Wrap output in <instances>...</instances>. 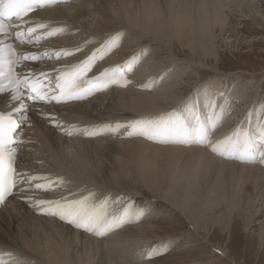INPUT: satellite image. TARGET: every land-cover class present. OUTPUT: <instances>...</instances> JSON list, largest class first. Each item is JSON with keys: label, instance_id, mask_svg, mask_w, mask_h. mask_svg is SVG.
I'll list each match as a JSON object with an SVG mask.
<instances>
[{"label": "bare ground", "instance_id": "1", "mask_svg": "<svg viewBox=\"0 0 264 264\" xmlns=\"http://www.w3.org/2000/svg\"><path fill=\"white\" fill-rule=\"evenodd\" d=\"M259 1L249 0L250 14H245L241 13L244 0H78L66 6L43 9L30 16L23 29L46 25L40 30L38 28L32 37L63 29L30 52L60 53L66 59L28 64L26 71L61 72L73 68L94 52H99L117 34L120 47L105 61L97 63L92 74L125 63L136 68L131 76L91 100L31 108L24 144L17 160L18 171L27 177L46 178L33 180V185L43 180L57 183H53L45 193L31 189L20 192L0 208V259L4 264H16L17 260L26 264H149L145 254L139 255L141 258L138 259L137 254H131V248L140 245L147 249L151 239H162L155 234L154 224L149 222L151 213L154 216L152 208L132 222L134 226H129L130 222L124 223L100 237L58 216L44 211L40 213L42 208L37 206L41 200H74L89 195L100 204L107 197H101V193L120 197L130 193L135 197L142 196V190L158 203H167L180 211L198 232L209 231L207 226H201L207 221L212 228L220 227L226 235L231 231L235 218L240 219L245 231L257 222L260 226L258 239L260 246L264 247V215L263 219L257 220L260 211L264 210V163L259 159L241 162L217 155L204 146L154 145L141 138H124L123 128L117 134L96 136H88L83 131L110 123L158 118L172 112L190 118V110L194 107L201 120L206 121L211 115L206 98H213V86L204 95L190 102L183 101L188 81L182 83L187 72L181 69L203 68L210 59L218 61L215 33L224 34V30L229 28L228 20L230 23L235 17L240 21L251 20L262 23L260 26L264 28V19L257 5ZM232 32L235 34L234 28ZM176 47L181 52H176ZM27 51L23 49V52ZM133 57L137 60L133 61ZM169 67L176 70L171 72ZM216 104L217 114L223 110L225 117L219 122L213 139H222L234 131L228 132L236 114L229 117L230 112H225L226 108L220 103ZM4 105V99L0 98V110H5ZM178 105H181L179 111L172 109ZM240 127L241 124L237 129ZM69 131H72L71 135ZM215 168L217 175L212 173L215 177L207 179L209 171ZM234 177H239L237 182ZM243 182L249 184L250 192H244L241 187L240 191L231 192ZM204 184L207 185L205 191ZM210 195L222 203L227 213L206 216L208 213L205 212L211 206L203 201ZM256 201L260 203L256 204ZM154 203V213H158V217L161 204ZM108 205L107 212L111 210H108ZM144 206L134 207L146 209ZM195 209L199 213H194ZM178 241L166 240L165 245L157 250L160 252L173 247ZM222 252L223 258L236 263L228 251Z\"/></svg>", "mask_w": 264, "mask_h": 264}, {"label": "snow or ice", "instance_id": "2", "mask_svg": "<svg viewBox=\"0 0 264 264\" xmlns=\"http://www.w3.org/2000/svg\"><path fill=\"white\" fill-rule=\"evenodd\" d=\"M57 0H0V36H8L12 31V26L4 23L5 19L15 17L18 21L30 12L53 6ZM27 22V21H25ZM46 25L39 24L29 27L27 33L16 31L14 39L19 43L38 42L32 34L38 28H45ZM63 29H55L41 35V38L55 35ZM119 35L110 38L101 50L107 52L109 48L117 44ZM79 51V49H77ZM65 55L70 53H64ZM60 58V53H57ZM102 58V56H101ZM38 56L35 54L17 55L11 44H5L0 40V98L4 99L6 105L18 102L19 107L8 111L0 110V205L5 199L12 195L13 189L23 184H31L32 180L46 179L44 177H27V174L18 172L15 167V150L11 147L15 142L14 133L20 124L15 119L17 114L26 113L25 99L31 101H44L61 103L68 99H83L92 94L95 90H102L109 83H119L124 77V72L119 68L107 69L98 76L88 78L87 73L92 70L97 60V53L80 62L68 71L69 79L65 84L59 83L63 77H57L55 88L50 83H44L39 77L32 78L30 74L23 76L15 72V67L22 61H35ZM133 61L136 57L131 58ZM125 70L130 65L124 66ZM110 73H112L110 75ZM47 78L45 74H41ZM59 94H55L56 90ZM67 89V91L65 90ZM206 105L211 110V115L206 121H202L197 109L190 110L189 117L178 116L175 112L166 114L158 118H141L129 123L116 122L106 124L95 129H84L88 136H96L104 133L117 134L123 128L129 136L140 135L149 140L159 143H181L186 145H200L209 147L213 153L229 159H238L241 162H255L257 159L264 163V119H260L254 131L250 132L244 127H240L230 135H225L222 139H213L218 130L219 122L223 119V110L217 114L218 105L209 96L206 98ZM253 111L246 117V122H250ZM26 118V116H25ZM69 135L72 131L68 132ZM62 183V181H58ZM53 183L36 184L35 187L49 190ZM107 201L98 204L92 195L69 200H41L37 206L42 208L45 214L58 216L61 220L73 224L77 228L93 232L98 236H103L108 232L122 226L124 223L134 222L146 213V209L127 207L119 216L109 218L106 212ZM159 254L155 248L147 251L148 259ZM0 264H4L0 259ZM16 264H26L23 260H17Z\"/></svg>", "mask_w": 264, "mask_h": 264}, {"label": "rangeland", "instance_id": "3", "mask_svg": "<svg viewBox=\"0 0 264 264\" xmlns=\"http://www.w3.org/2000/svg\"><path fill=\"white\" fill-rule=\"evenodd\" d=\"M248 1L249 0H244V10H242L241 13L250 14L248 13V9L250 6V3H248ZM257 5H259L258 10L262 14V18L264 19V0H260L259 4ZM227 23L229 24V28L224 30L225 32H223V36L215 33V46L218 53V61L214 62V60L210 59L208 60V65L203 66V68L195 67L194 69L192 68L193 70L190 68L181 69L182 72H187V74L183 76L182 83L188 81V89L184 92L185 96L183 97V101L189 100L190 102L193 98L196 99L198 96L204 95L205 91L213 86L214 90L212 95L216 100L215 103H220L221 106H224L226 108L225 112H230L229 117L236 114L232 118V122H230L229 124L230 126L228 132L231 133L233 130L237 129L240 124L242 127L248 125L249 127L247 129L249 131H254L258 121L260 119H264V28L260 26V24L262 23L257 24L251 20L240 21V19H236V17L234 21L230 23L228 20ZM233 28L235 34L232 32ZM178 49L179 48L176 47V52H181ZM149 50L151 52V46ZM187 53H189V51H186V54ZM169 69L171 70V72L176 70L174 68L172 69L171 67H169ZM230 75H232V77ZM243 88H246L245 91ZM247 101L249 103H247ZM180 106L181 105H178L177 107H174L172 109H177V111H179ZM250 111H253L254 115L252 116L250 122H246V117L248 116ZM223 117H225V114H223ZM166 157L170 159V157ZM210 173H214L215 175H217L218 172L216 171V168L213 169L212 172L211 170L209 171L207 179L212 180L215 176L214 174L211 175ZM221 176L223 177L224 175L222 174ZM221 176L220 178H222ZM233 179L235 182H237L239 177H234ZM231 182H233L232 179ZM243 183L244 184H241L239 188L237 186L238 190L235 187L233 188V190L229 188V191L232 190L231 192H237L240 191L241 188H243L245 190L244 192H250L249 184L246 182ZM205 184L203 186V189L205 186H207ZM206 189L207 188L205 187L204 191ZM140 193L145 196L138 195L134 197V194L130 193L121 194V197L119 195L113 196L109 193L100 194L101 197H104L102 195L108 197L105 198V201H107V204H109L108 210H111L106 212L111 217L119 216V214H121L122 211L127 207L145 205L144 208H146L147 211L152 208L151 212H153L154 216H152V213L150 212L151 219L149 222L151 224H154L155 234L160 236L162 239L155 241L151 239L152 243H149L150 246L147 247V249L144 246L138 245L139 247H136L138 248V250H135L136 248L132 246L131 254H137L138 259L141 258V256L139 255H146L147 251L153 248L157 249L158 247H163L165 245L164 241H173L178 239L179 241L175 246L164 248V250L160 251L159 254L155 255L151 259H148V263L233 264L230 263L229 259L226 260L227 258H223L224 255L222 251L225 250L229 252L228 255L231 259H235V264H264V247L260 246V241L258 239L260 226L257 225V222L252 223L251 227H249L248 230L245 231L240 219L235 218L233 219L231 224V231H229V233L226 235V233L223 232L220 227L216 226L212 228L211 223L207 221L201 226H207L206 229L209 231L204 232L203 230L201 232H198L195 231L194 228H192V225L184 217V215L181 214L180 211H178L174 207H171V205L167 203L164 204V202L162 203L160 201L158 203L152 195L147 194L143 190ZM101 197L99 196V198L103 200L104 198ZM207 199H209V201ZM154 202L161 204L158 207V212H160V215L158 217L156 215L158 213H154L156 210V204ZM203 202L209 203L207 204L209 207H212L214 205V208L210 207V210L205 212L208 213L206 215L208 217H211L210 213H227L224 210L225 207L222 205V203L214 200L211 195L209 196V198H207L206 196ZM257 203L260 202L256 201V204ZM114 204L117 207H115ZM256 206L263 208V206L260 205ZM263 211V209L260 211L261 215L257 217L258 221L263 219ZM115 212L117 213L115 214ZM194 213H199V211L195 209ZM130 223L131 225L129 224V226L135 225L132 222ZM206 238H208L207 241ZM143 248L146 249V253H144ZM137 251L140 253H138Z\"/></svg>", "mask_w": 264, "mask_h": 264}]
</instances>
